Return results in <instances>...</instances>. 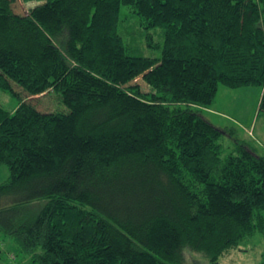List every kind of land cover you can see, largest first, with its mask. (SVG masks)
<instances>
[{
  "label": "trees",
  "instance_id": "obj_1",
  "mask_svg": "<svg viewBox=\"0 0 264 264\" xmlns=\"http://www.w3.org/2000/svg\"><path fill=\"white\" fill-rule=\"evenodd\" d=\"M121 5L160 56L129 51ZM219 84L260 85L264 114V0H0V244L20 264H221L264 233V155L201 112Z\"/></svg>",
  "mask_w": 264,
  "mask_h": 264
},
{
  "label": "rangeland",
  "instance_id": "obj_2",
  "mask_svg": "<svg viewBox=\"0 0 264 264\" xmlns=\"http://www.w3.org/2000/svg\"><path fill=\"white\" fill-rule=\"evenodd\" d=\"M17 6L23 5V0H16ZM39 2V1H37ZM126 5L120 7V22L117 31L133 54L148 57L160 56V46L146 44V34L135 22L137 16L129 13ZM154 42L162 44L160 29H151ZM156 63V60L152 62ZM261 93L260 85H244L229 87L219 84L212 102L201 112L213 124L224 127L228 131L222 135L220 142L230 146L234 139L247 142L258 154L264 155V114L258 113V101ZM54 93H50L53 97ZM0 102L5 108H14L18 100L9 93L0 90ZM227 148V147H225ZM9 175L6 164H0V183ZM0 244V264H20L21 253ZM13 254V256H12ZM179 260L183 264H209L207 257L200 251L187 246L182 247ZM221 264H264V233L256 231L243 238L237 247L230 248L219 256Z\"/></svg>",
  "mask_w": 264,
  "mask_h": 264
}]
</instances>
